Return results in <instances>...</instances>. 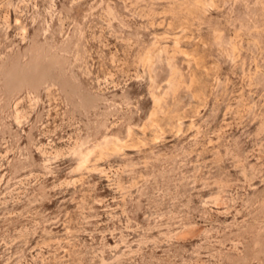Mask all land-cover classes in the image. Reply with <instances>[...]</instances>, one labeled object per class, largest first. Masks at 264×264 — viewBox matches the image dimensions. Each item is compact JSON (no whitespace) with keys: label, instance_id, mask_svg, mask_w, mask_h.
Segmentation results:
<instances>
[{"label":"rangeland","instance_id":"rangeland-1","mask_svg":"<svg viewBox=\"0 0 264 264\" xmlns=\"http://www.w3.org/2000/svg\"><path fill=\"white\" fill-rule=\"evenodd\" d=\"M0 264H264V0H0Z\"/></svg>","mask_w":264,"mask_h":264}]
</instances>
